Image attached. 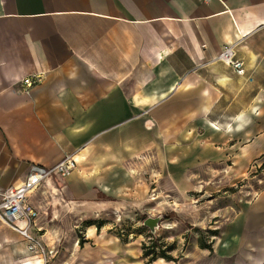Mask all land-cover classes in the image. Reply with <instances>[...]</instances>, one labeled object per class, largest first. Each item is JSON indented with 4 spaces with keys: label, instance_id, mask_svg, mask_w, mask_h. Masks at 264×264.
Returning a JSON list of instances; mask_svg holds the SVG:
<instances>
[{
    "label": "crops",
    "instance_id": "crops-1",
    "mask_svg": "<svg viewBox=\"0 0 264 264\" xmlns=\"http://www.w3.org/2000/svg\"><path fill=\"white\" fill-rule=\"evenodd\" d=\"M234 43L244 74L215 59ZM70 153L77 167L28 195L34 232L58 249L48 264H160L117 221L264 160V0H0V199ZM257 194L225 241L264 264ZM0 264H42L1 218Z\"/></svg>",
    "mask_w": 264,
    "mask_h": 264
},
{
    "label": "rangeland",
    "instance_id": "rangeland-1",
    "mask_svg": "<svg viewBox=\"0 0 264 264\" xmlns=\"http://www.w3.org/2000/svg\"><path fill=\"white\" fill-rule=\"evenodd\" d=\"M261 166L248 169L245 178L231 187H217L205 193L191 192L185 196L163 194L156 197L153 194L152 206L157 208L140 211L131 219H120L112 230L117 233L114 228L119 229L121 225L125 229L123 237L132 233L130 240L137 239L142 245L152 235L149 242L157 240L159 252L174 245L176 250L169 254L173 261L161 256L160 264H252V260L241 258L238 243L225 240L228 229L240 218V205L247 200L254 202L257 193L264 188V164ZM158 216L161 222L152 232L143 222L148 217ZM200 243L206 244V248Z\"/></svg>",
    "mask_w": 264,
    "mask_h": 264
},
{
    "label": "built area",
    "instance_id": "built-area-1",
    "mask_svg": "<svg viewBox=\"0 0 264 264\" xmlns=\"http://www.w3.org/2000/svg\"><path fill=\"white\" fill-rule=\"evenodd\" d=\"M236 45L237 44L234 43L224 46L215 59L231 66L238 74H244V63L236 57ZM42 78L43 76L38 73L25 76L20 80L22 90L29 92L32 87L42 81ZM263 164L264 162L262 160L256 159L250 163L249 169L262 167L261 165ZM76 167L77 159L73 153L65 155L59 162L52 166L32 163L25 179L20 184L6 187L2 191L0 199V218L5 223L16 227L20 231L27 242L29 256L40 258L42 264H48L52 261L57 255L58 249L46 245V243L34 232V230H40L36 225L38 212L28 201V195L48 177L53 175L66 177ZM17 221L24 223V226L17 224ZM143 223L146 225L145 220ZM158 226H156V228ZM120 228H114V230H117V233L124 236L125 229ZM132 235L133 234L130 233L128 237ZM147 239L148 241L144 242L146 245L150 243L149 241L153 239V236L150 235Z\"/></svg>",
    "mask_w": 264,
    "mask_h": 264
},
{
    "label": "trees",
    "instance_id": "trees-1",
    "mask_svg": "<svg viewBox=\"0 0 264 264\" xmlns=\"http://www.w3.org/2000/svg\"><path fill=\"white\" fill-rule=\"evenodd\" d=\"M127 238V237H126ZM125 238V239H126ZM82 241V240H81ZM201 246H206V244H201ZM159 246L157 240H152L148 245H146L145 243L143 244L144 247V255L146 256H150V259H156L158 256H162L164 258H169L172 259V256L167 254V251H172L175 249L174 245H170L169 247H167V250H163V251H157L156 247Z\"/></svg>",
    "mask_w": 264,
    "mask_h": 264
},
{
    "label": "water",
    "instance_id": "water-1",
    "mask_svg": "<svg viewBox=\"0 0 264 264\" xmlns=\"http://www.w3.org/2000/svg\"><path fill=\"white\" fill-rule=\"evenodd\" d=\"M161 222V217L158 216V217H149L145 220V224L152 230L154 231L156 226H158Z\"/></svg>",
    "mask_w": 264,
    "mask_h": 264
}]
</instances>
